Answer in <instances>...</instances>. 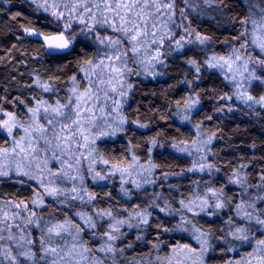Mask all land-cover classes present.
<instances>
[{
	"label": "trees",
	"instance_id": "obj_1",
	"mask_svg": "<svg viewBox=\"0 0 264 264\" xmlns=\"http://www.w3.org/2000/svg\"><path fill=\"white\" fill-rule=\"evenodd\" d=\"M175 3L177 5L173 16L175 23L182 24L178 14L184 9L190 28L211 37L210 43L186 45L183 54L172 52L171 55L162 56L163 64L150 65V49L154 48L150 44L151 33L161 32L164 35L167 32L165 28L167 16L154 15L149 23V42L143 45L137 61L130 60L127 65L133 74L125 73L123 81L127 83L124 84V90H128V84L133 87L128 92L120 115H117V112L113 115L114 111L111 115L108 114L110 113L108 100L103 102L104 92L100 91L103 117L96 118L98 127L92 129L89 140L97 137L101 131L113 130L107 127L105 119L114 124L113 117L118 121L123 116L126 119L123 125L124 131L111 137L100 136L95 139L94 144L89 143L84 147L83 151L74 143L72 147L76 150L71 154H64L59 150L54 152L55 140L52 141L51 148L45 152L44 140L33 139L32 143L38 142L41 151L31 161V168L25 170L30 171L36 179L17 176L14 171L8 177H0V221L5 223L3 228L0 227L3 237V241L0 242L2 249L0 252L6 253L9 250L12 252L24 245L25 241L32 240L30 246L36 254L35 263L45 264L40 260L44 255L40 241L42 238L48 239L47 226L71 221V224L67 225L70 230L65 231L60 237L53 235L50 246L62 248L65 253H70L64 256L60 264H84L89 259L95 260L98 256L92 243L93 237L98 236L97 241L101 242L104 233L110 231L105 227V216L102 218L97 213L110 211L113 217L121 220L147 211L151 213L148 217L149 223L140 232L131 230L127 234L124 233L116 245H113L115 252L118 253L115 258L116 264H164V262L169 264L174 254L173 250L178 244H188L190 248L197 249L194 237L199 233H196L194 228L209 233V242L215 248V251H210L205 256L206 264H228L229 261L235 264L241 257L247 259L246 254L252 251V247L241 246L239 242L233 240L236 251H227V245L221 243V238L230 228L248 225V221L242 219L245 212L254 211L256 214L264 210V201L257 199L259 196H264V189L258 187L264 185V181L261 180V176H264V108L259 105L249 108L237 98L235 85L231 84L219 69H208L204 61L213 55L227 58L232 53L231 48L236 47L237 41L234 38L239 35L240 21L250 17V13L253 12L260 15L257 9L264 8V0H225L228 5L226 8L218 3L209 6L204 0H188L187 5L184 0H175ZM254 4L258 6L257 9H254ZM221 8L223 12L220 11ZM34 9L35 5H32L30 0H11L10 3L0 0V108L4 112H12L16 115L20 127L13 129L15 140H19L25 133L24 129L32 125L29 108H36L40 101H46L50 105H55L57 100L61 103L68 102L69 97L72 96L71 89L74 87L71 79L73 76L77 78V91L81 93L90 86V80L96 82V76L92 75L90 70H87L86 74L81 68H86L84 64L86 60L99 61L110 51L94 42L97 34L113 38L123 35L113 32L111 28L97 26L96 31L91 34L93 39L78 44L72 56L63 60H53L40 47L41 42L27 37L22 30L21 26H28L29 19L33 25L42 30H53L54 25L46 22L51 17L43 11L37 12ZM16 12H21L23 15L12 19ZM152 12L155 13V9H152ZM153 22L156 24L155 28L151 26ZM74 27L79 30L81 26L74 25ZM168 27L173 29L175 39H179L180 28H176L174 24H168ZM128 47V42L125 40L121 51ZM171 47H174V40L166 39L161 51L167 53ZM144 49L148 51L145 52ZM253 54L257 58L261 57L254 49ZM128 56H132L130 51ZM189 59H195L202 65L199 74L194 67L189 66L187 63ZM107 63L108 61L105 60V64ZM152 72L159 75L150 74ZM197 75L201 79L197 80ZM185 81L192 83L189 85ZM121 82L115 80L114 86L117 85L119 88ZM44 83L50 84L54 90L45 92L41 86ZM247 87L248 85L244 86V89ZM94 90L95 87L93 92ZM250 94L259 98L264 95V86H254ZM110 96L116 100L121 99L116 93ZM221 97H231V99H221ZM197 98L200 103L190 114L185 112L184 102ZM93 99L96 100L95 96ZM73 101H75L74 96ZM109 101L112 105V99ZM229 108L232 111H229ZM184 115H189V120L183 121ZM43 116V107H41L39 123L49 127ZM209 116L212 117L211 120L207 119ZM6 118L3 112H0V119ZM138 124H147L148 127L141 128ZM198 124L199 128L196 127ZM58 127H60L59 123L56 124L57 131H59ZM213 133L215 137L211 144H206L205 141L212 137ZM48 138L51 139V131L48 133ZM152 138L158 143L150 154ZM198 140L205 144L204 147L209 153L205 164L212 167L211 169L207 167L209 172L206 174L188 172L187 169L192 168L195 162L187 152H177L172 148L174 143L189 148ZM80 141L83 142V138H80ZM61 145L64 146L63 141ZM0 148H7L8 152L12 153L13 137L2 130H0ZM54 155L59 157V160L54 159ZM133 155L139 161V165L134 168ZM76 157H79V163ZM19 159V157L15 159L0 157V165L5 166V170L9 165L13 169ZM150 159L156 165L153 172L154 181L157 182L156 187L151 191L152 195L150 188L137 192L132 187L134 183L131 180L134 179L129 174V172L137 174L141 172L140 170L149 169ZM45 160H47V168H42ZM24 162L27 164L29 161ZM93 164H95L94 168H91ZM90 168L92 171H89ZM48 169H51L52 173L67 171L70 176L78 178L62 179L58 180L56 185H48L47 179H44L48 176ZM97 172L106 179H94ZM175 173L182 174L174 175ZM165 174H168L167 179ZM41 179H44L45 185L66 188L71 194L65 192L63 198L62 195L49 196L39 183ZM231 180H241L243 184L232 183ZM73 187L78 192H72ZM157 188L159 194H163L164 202L162 195L161 200L156 198ZM210 188L217 191L223 189L226 207L210 216L183 214L181 207L184 206L181 205V201L187 205ZM125 192L128 195H125ZM38 194L43 195L42 205L38 203ZM77 194L82 197L86 194L88 196L84 200H70V197ZM89 194L95 196L91 202H89ZM21 201H24V204H21ZM252 202L256 204L255 210L247 207V204ZM241 204L243 207L238 210L237 205ZM16 205L27 206L35 216H32L33 222L27 223L25 227L21 228L19 224L12 223L9 229L4 217L5 214L12 217L14 215L12 207ZM155 205L158 210L153 209ZM162 208L165 210L161 211ZM78 213L91 216L97 228H85L80 232L79 237L74 239L76 237L74 226L79 224L84 227V221ZM183 215L189 219L191 230L186 225L184 227L187 231L175 230L176 225L184 222ZM230 218L233 221L231 225L227 223ZM41 229L45 231L42 232ZM10 235L14 239L10 240ZM257 236L259 237V233ZM228 239L232 240L230 236ZM73 241L75 244L72 243ZM86 248L91 251L85 252ZM46 260L50 262L52 257L48 256ZM100 262L107 264L102 260ZM172 264H176V260Z\"/></svg>",
	"mask_w": 264,
	"mask_h": 264
},
{
	"label": "snow or ice",
	"instance_id": "obj_2",
	"mask_svg": "<svg viewBox=\"0 0 264 264\" xmlns=\"http://www.w3.org/2000/svg\"><path fill=\"white\" fill-rule=\"evenodd\" d=\"M3 2L10 3L11 0H3ZM184 2L186 5L188 4V0H184ZM30 3L35 5V11H43V13H46L49 17H51V19H48L46 22L47 24L54 25V28L51 31L42 30L40 27L33 25L32 21L29 19L28 26H21L22 30L27 37L35 38L37 42H41L40 47L43 48L47 56L53 60H63L72 56L76 52L78 44H84L90 39H93L91 34L96 31L97 26L101 28H111L113 32L122 33L123 35L113 38L112 36H100L97 34L94 37L95 43H98L110 50L105 53L103 58L99 61L86 60L84 62L86 68H81L82 71H86V74L87 70H90L91 74L96 76V82L90 80V86L85 88L81 93L77 91V78L76 76H73L71 79L74 87L71 89L72 96L69 97L67 103H61L57 100L55 105H50L46 101H40L36 108H29L28 111L32 115V125L24 129L26 135L21 137L20 140H15L13 133V129L20 127L16 115L12 112H4L3 109L0 108V112H3V116L7 117L6 119H0V130L6 132L8 136L13 137L12 153L10 154L7 148H0V157L5 159H15L16 157L20 158L15 169H12L9 165L7 166V170H5V166L0 165V177H8L12 171H15L17 176L23 175L28 176L29 179H36L34 175L30 174V171L25 170L31 168V161L34 160L41 151V147L38 142L36 144L32 143L33 139L42 138L44 140L46 147H44L43 150L45 152L51 148L52 141L55 140L56 145L55 149H53L54 152L59 150L61 153L71 154L76 150L72 147L74 143L78 146V148L87 147L89 143L94 144L95 139L100 136L111 137L115 136L118 132L124 131L123 125L126 123V119L123 116H121L118 121H116L115 117H113V121H115L114 124L109 123L107 119H105L107 127L113 130L101 131L97 137H94L90 141L89 136L91 135V131L92 129L98 127V124L94 115H88L89 112L93 111L97 107L96 104L88 106L89 101L92 100L94 96L98 101L100 99V91L104 92L105 100L110 99L107 86L112 84L115 80H121L122 82L120 83L119 88H111L112 93H116L121 97L120 100L112 99V104L114 105L113 110L117 112V115H120L122 105L127 100L128 92L131 91L133 87L131 84H128V90H124V84L127 83L126 81H123L125 73L129 75L133 74L132 70L128 68L127 65L130 60L132 62L137 61L143 45L149 42V23L154 15L167 16V22H165L167 32L164 35H159L157 32L151 33L152 39L150 44L155 48L156 54L151 56L149 60L150 65L163 64L164 60L162 59V56L171 55L172 52L183 54L186 45H207L211 41V37L202 35L194 28H190V26L185 28L184 31L189 37L195 33L194 39H185L184 35H181L179 39H175V33L172 28L168 27V24H174L176 28L184 27L182 24H176L173 19V16L175 15L174 9L177 7L175 0H30ZM204 3L209 6L213 3H218L219 5H223L224 8L228 7L225 0H204ZM137 9H140V11H137ZM152 9H155V13L152 12ZM220 11L223 12V8H221ZM261 12L264 13V8L261 9ZM21 15H23L21 12H16L12 19H16ZM180 15L181 17L187 19V14L184 9L180 10ZM249 22L252 25L251 34L249 33L247 27H245L244 30L234 38L237 41H241L239 48L234 47L232 49V53L227 58L213 55L209 59H206L204 64L207 65L208 69H219L221 72H224L225 67L227 66L228 71H231L232 65L235 62L233 60V56L235 57V60H240L242 58L240 50L247 49L249 44L255 46L262 54H264V15H261L259 20L245 17L240 21V23L245 26L249 24ZM74 25H80L81 27L77 30ZM151 26L155 28L156 24L153 22ZM158 35L159 39H157ZM17 39H20V37H17ZM166 39L174 40V47H171L169 52L164 53L161 51V47ZM125 40L128 42L129 47L121 51V49L124 48ZM129 51L132 53L131 57L128 56ZM144 51L147 52L148 49H144ZM245 54L248 56V59L244 62L243 68L244 72L247 73L245 80L248 87L245 88L242 93L238 94L237 98L245 103L249 108L253 107V105H259L261 108H264V95L256 98L250 94V90L254 86H264V55L260 58H254L251 53ZM105 60L108 61L107 64H105ZM187 63L190 67L195 68L197 74L201 72L202 65L195 59H189ZM105 71L108 73L107 79H105ZM135 74L139 75V73ZM150 74L159 75V73L154 72ZM225 78H228L227 75H225ZM196 79L199 80L201 77L197 75ZM185 82L189 85L192 83L191 81ZM37 83L39 85V81H37ZM101 85H104L105 87L101 88ZM41 86L45 92H52L54 90L48 83H44ZM93 87L96 89L95 93L93 92ZM237 87H241V85L237 84ZM73 96L75 97V101H73ZM225 98L231 99V97H221V99ZM21 103H23V101H21ZM184 103V111L190 114L192 109L200 103V100L198 98L190 99L186 100ZM82 104L86 106L83 109L81 107ZM41 107H43L44 112L43 119L47 121V125L49 127H45L39 123ZM229 111H232V109L229 108ZM109 115H111V113H109ZM207 119L211 120L212 117L209 116ZM182 120H189V115H184ZM57 123L60 124L59 131L56 130ZM138 126L141 128L148 127L147 124H138ZM196 127L199 128L200 125L198 124ZM49 131H51V139L48 138ZM214 137L215 133H213V136L209 137L205 143L211 144ZM80 138H83V144L80 143ZM25 141H27V143H25ZM61 141L64 142L63 147L61 145ZM150 143L152 147L149 148V153L151 154L152 148H155L158 142L155 138H152ZM159 146L164 147V145ZM172 148L181 153L188 151L186 147H181L180 143H174ZM189 155H191V153H189ZM53 158L59 160V157L55 155ZM70 158L72 157L70 156ZM25 160H28L29 162L25 164ZM76 160L77 163H79V157H76ZM133 161L135 162L133 168L139 165V161L135 155H133ZM104 163H107V161H104ZM155 167L156 165L150 159L149 169L147 171L151 173ZM207 167L211 169L212 166L208 165ZM42 168H47V160L44 161ZM69 168H71V165H69ZM197 170L203 172L205 170V165L200 164V167L197 169L194 164L192 168L187 169L188 172H194ZM89 171H92V169L90 168ZM129 174L131 173L129 172ZM181 174L182 173H175L174 175ZM167 175L168 174H165V179H167ZM77 178L78 177L70 176L67 171L52 173L51 169H48V176L44 177V179H47L48 185H56L57 181L62 179L76 180ZM79 178L82 179V177ZM93 178L99 180L106 179V177L101 175L99 172H97ZM44 179H41L39 183L45 188V193L47 195H63L66 191L59 187H49L48 185H45ZM261 180L264 181V176H261ZM230 182L243 184V181L241 180H231ZM136 187L140 188L141 185L136 184ZM258 187L264 189V185H260ZM208 191L215 199V203H209L207 195H205L204 198L197 197V199L201 200V203L198 206L200 212H207V210L211 208L219 210L226 207L227 202L223 199V189L217 191L216 189L210 188ZM72 192H78V190L73 187ZM125 195H128V193L125 192ZM37 199L38 203L42 205L44 202L43 195L38 194ZM71 199L83 200V197L77 194L76 196H72ZM94 199V194H89V202ZM257 199L264 201V196H259ZM33 203H37V201H33ZM180 203L182 206L188 207L189 211L193 210L191 206L184 205L183 201ZM191 203L192 202H190V204ZM21 204H24V201H21ZM16 207L19 208L20 205H16ZM242 207V204L237 205L238 210ZM247 207L255 210L256 204L255 202L248 203ZM160 210L164 211L165 209L162 208ZM210 214L215 215L216 213ZM18 215L19 213H15L13 215V219H15ZM78 215L81 220L84 221V227L76 224L74 227L76 228L77 233L83 232L85 228H97V224L93 221L91 216H88L85 213H78ZM97 215L102 218L104 216L112 217V213L110 211L99 212ZM136 215L140 218V223L144 225L149 223L148 217L151 213L145 211L143 213H137ZM32 216L34 217L35 213H33ZM7 219L8 216L5 214L4 220L6 221ZM242 219L247 220L248 225L245 227H235L234 229L230 228L227 234L221 238V243L227 245V251H236V246L232 243L233 240L239 242V245L241 246L248 245L252 247V251L247 252L246 254L247 259L241 257V259L236 261L235 264H253V261H255V264H264V210H261L256 214H254V211L245 212ZM27 222L32 223V217H29ZM3 223L4 221H0V224ZM124 223L125 221L118 220L114 225H109L110 231L104 233L109 241H114L119 238L113 233H119L120 229L118 225ZM227 223L231 225L233 223L232 219L230 218ZM69 224H71V221L47 226L46 234L48 239L45 240L42 238L40 241L41 247L44 251V255L40 257V260H44L45 264H60V261L64 259L65 255H70V253H65L62 248L58 249L57 247L50 246L52 236H62L65 231L70 230L67 227ZM7 227L11 229L12 225L9 224ZM128 227L131 228L133 225L129 223ZM175 230L187 231V228L183 226L182 221L181 224L176 225ZM41 231L44 232L45 230L41 229ZM165 231L169 230L165 229ZM194 231L199 233L194 237L200 245L199 251L197 252L196 249L190 248L188 244H178L173 250L176 264H186L188 259H193V254V264H206L205 256L210 251H215V248L209 242V233L201 232L199 229L195 228ZM257 233H259V237L257 236ZM121 235L123 234L121 233ZM229 236L232 240L228 239ZM75 238L76 237H74V239ZM0 239H3V237L0 236ZM9 239L12 240L14 237L10 235ZM137 239H141V237H137ZM25 243L27 245H31L33 241L27 240ZM20 247L23 250L17 254L18 256H23L27 260L34 259L36 254L32 252L30 248L24 249V245H21ZM73 247H75V245ZM129 247H131V245H129ZM102 250L110 252L113 251V248L110 244H107ZM90 251L91 249H85V252ZM5 256L7 259L12 261V264H22L21 261H18L16 257L11 255V250H9ZM48 256L52 257L50 262L46 260V257ZM169 264H172L171 260L169 261ZM228 264H233V262L229 261Z\"/></svg>",
	"mask_w": 264,
	"mask_h": 264
},
{
	"label": "rangeland",
	"instance_id": "obj_3",
	"mask_svg": "<svg viewBox=\"0 0 264 264\" xmlns=\"http://www.w3.org/2000/svg\"><path fill=\"white\" fill-rule=\"evenodd\" d=\"M253 6H254V9H257L258 8V6L256 4H254ZM258 11H259L260 15H257L256 13L253 12V13H250V18L259 20V18L261 17V15H264V13H262L260 9H257V12ZM178 15H179V19L182 22V25L184 26L183 28H180L179 29V33L181 35H184L185 36V39H194L195 38V33H193L192 36L189 37L187 35V33L184 31L185 28H188L189 27L188 21L185 18L181 17L180 11H179V14ZM245 27H247L249 33L251 34V32H252V25H251L250 22L246 26L245 25H242L241 23H239V33L241 31H243ZM158 34L161 35L162 33L159 32ZM240 42L241 41H236V47L235 48H239ZM233 48H234V46H232L231 51H232ZM253 49H254V51H256V53H258L259 56L264 55V54H262L260 52V50L258 48H256L255 46L249 44V46L247 47V49H241L240 50V52L242 54V58L240 60H235V57L233 56V60L235 62L232 65L231 71H228L227 66H226L225 67V71L224 72H221L222 74L227 75V77H228L227 80L229 82H231V84L235 85V87L237 89V92L235 91V94L237 96H238V94H240V93L243 92L244 86H247V82L245 80V77L247 76V73L244 72V68H243L244 62L248 59V56L245 53H251L254 58H257L253 54ZM155 54H156L155 53V48L150 49V56H154ZM107 77H108V73H107V71H105V79H107ZM233 77H234V79H233ZM237 84L241 85V87H237ZM101 86L103 88L105 87L104 85H101ZM113 87H116L117 88V85L114 86V82L112 84H110V85L107 86V91L109 92V96L111 94H113L111 92V88H113ZM95 92H96V89L94 90V93ZM99 95H100V99L98 101L92 99V102L89 101V105H88V106H90L92 104H96L97 105V107L95 108L96 110L94 109L93 111H91V112L88 113V115H94L95 118H99V117L102 118L103 117V114L101 113L102 112L101 109L103 107V102L105 103L107 100H108V103H109V112L112 113V111H114L113 110L114 109V105L113 104L111 105L109 99L105 100L104 99V96H103V102H102V93L99 92ZM111 99H113V97L110 96V100ZM81 107L83 109L86 106L82 104ZM115 112L116 111L113 112V115L116 114ZM25 135L26 134L24 133L21 137H23ZM25 143H27V141H25ZM80 143L83 144L84 141L83 142L80 141ZM204 146H205V144L204 143H201V141L198 140L195 143H193L191 147L187 148L188 149L187 153H188V155H189V153H191V155H189V157H191V159L195 162V165H196V168L197 169L200 167V164H204L205 165V170L203 172H201L199 170L196 171L199 174H206V173L209 172V169H207V166L208 165L205 164L206 161H207V158L209 157V153L207 151V148L204 147ZM79 148L82 151L84 150V147H79ZM72 161H74V159ZM94 165L95 164H93V166L91 168H94ZM15 168H16V166H14L13 169H15ZM147 170L148 169H144V170H140L141 172H139L137 174H136V172H132L130 174L131 175V178L134 179V180H131L134 183V185L132 187L137 192H141V191H144V190H147V189L148 190L151 189L150 190V194L152 195L153 192H151V191L153 190V188L156 187V183L157 182L154 181L155 176H154L153 170L151 171V173H149ZM136 184H140L141 187L140 188H137L136 187ZM63 186H65V185H62V187ZM62 189L66 190L65 192L71 194V192H68V189H66V188H62ZM158 190H159V188H157L156 194L155 193L154 194L156 195V198H159V200H161V195H162V201L164 202L165 201V200H163L164 199V196H163V194H159ZM65 192L62 195V198L66 195ZM205 195H207V198L209 200V203H211V204H214L215 203V199L211 196V193L209 191H205V192L203 191V193L200 194L198 197L204 198ZM87 196H88V194L84 195L83 196V200ZM67 198H69V197H67ZM70 200H73V199H71V197H70ZM156 201H158V200H156ZM190 202H192V203L190 204ZM190 202H188L187 205L191 206L193 210L192 211H189L188 210V207H184V208L181 207V210H183V214L193 215V216H196V215H199V214L200 215H204V216H210V213H215V212H218V211L222 210V209L217 210L215 208H211V209H208L207 212H200V209H199L198 206L200 205L201 200L196 198L195 200H193V201L191 200ZM153 209L154 210H156V209L158 210V207L155 205L153 207ZM12 212L14 214L15 213H19V215L16 216L15 219H13V215H12V217H8V219H7L8 221L6 220V225H9V224L11 225L12 223H16V224H19L21 228H23L28 223L27 222L28 221V218L29 217H32V210L30 211L29 208H27V206L25 207L24 205H21L19 208H17L16 206H13L12 207ZM139 213H142V212H139ZM183 217H185V216L183 215ZM104 220L106 222L105 227L108 228V229H110L109 228V225H114L115 222L118 221V220H120V219L115 218V216L113 217V215H112V217L105 216ZM121 220L125 221V223L124 224H121V225H118V227L120 229L119 233H113L114 235H116L117 237H119L118 239H116L114 241H109L108 238H107V236L104 235V237L102 239H100L101 242H98L97 241V238H96L98 236H94L93 237L92 243L95 246V251H96V253H98V256H96L95 260L89 259V261L85 262L84 264H102L100 262L101 260L107 262V264H116L115 263V258H117V256H118L117 254L118 253L115 252V246H113V245H116V243L124 236V233L127 234V232H130L131 230L134 231V232H136V231L137 232H140L146 226V225L140 223V218L136 214L134 216H132V217H124ZM189 222H190L189 219L185 217V220L183 222V226L186 225V227L189 230H191L190 229L191 226H190V223ZM129 223H131L133 225V227L129 228L128 227V224ZM4 226H5V223L0 224V227L1 228H3ZM121 233L123 235H121ZM74 234L76 235V238H77V237H79V234L80 233H77L76 230H75ZM0 236H1V232H0ZM2 241H3V239H0V242H2ZM194 242H195V245L197 247L196 250L198 252L199 251V248H200V245H199V243L197 242L196 239L194 240ZM72 243L75 244L74 241ZM25 244L26 243H24V245ZM107 244H110L112 246L113 251H110L109 252V251L102 250V249L105 248V246ZM100 245H102V246H100ZM28 248H30L31 251H32V248H31L30 245L29 246H26V245L24 246V249H28ZM0 250H2V249H0ZM22 250L23 249L19 246L18 248H16L15 250H13L11 252V255L14 256V257H16V259L18 261H21L22 264H36L35 263V260H36L35 257H34L33 260H27L23 256H18L17 254L20 251H22ZM4 252L3 253L0 252V264H12V261L10 259H7L6 256H5V254L8 253V252L7 251H6V253H4ZM77 254H78V252L76 251V256H77ZM174 257H175V254H173V256L171 258V262H174L175 261V258ZM193 260H194V254H193V259H188L186 262H187V264H193ZM41 261H42V263H45V261H43V260H41ZM164 264H166V263L164 262Z\"/></svg>",
	"mask_w": 264,
	"mask_h": 264
}]
</instances>
